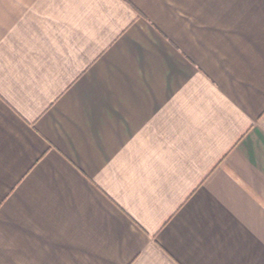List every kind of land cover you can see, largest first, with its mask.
Wrapping results in <instances>:
<instances>
[{"label":"crops","instance_id":"crops-1","mask_svg":"<svg viewBox=\"0 0 264 264\" xmlns=\"http://www.w3.org/2000/svg\"><path fill=\"white\" fill-rule=\"evenodd\" d=\"M0 264H264V0H0Z\"/></svg>","mask_w":264,"mask_h":264}]
</instances>
